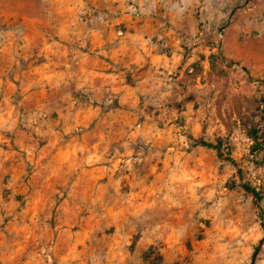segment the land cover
<instances>
[{"label":"rangeland","instance_id":"obj_1","mask_svg":"<svg viewBox=\"0 0 264 264\" xmlns=\"http://www.w3.org/2000/svg\"><path fill=\"white\" fill-rule=\"evenodd\" d=\"M127 36L181 59L124 100ZM0 264H264V0H0Z\"/></svg>","mask_w":264,"mask_h":264},{"label":"crops","instance_id":"obj_2","mask_svg":"<svg viewBox=\"0 0 264 264\" xmlns=\"http://www.w3.org/2000/svg\"><path fill=\"white\" fill-rule=\"evenodd\" d=\"M124 21L128 22V19ZM147 28V26L142 27L143 30H147ZM127 37L121 41H115L114 37H109L106 41L108 48L103 47V52L91 55L94 59L98 60V65L108 69L106 72L97 73L98 76L104 78L105 88L112 91L124 90L126 93L123 96L124 100H127V93L137 96L144 90H150L156 84L165 83L168 74L165 73L166 75L164 76L166 77L160 76V73H158L159 67L163 66L166 70H173L175 64L178 65L181 59L178 43L175 46L177 52H174L173 58L170 59L165 57L160 48L151 42L150 39L140 36ZM99 55L110 58L112 61H105ZM74 58L77 59L79 57L76 54ZM171 60L172 63H170ZM159 62H162V65L158 66ZM127 72H130L134 84L127 83ZM174 74L177 75L176 72ZM182 77L181 72L174 80H182Z\"/></svg>","mask_w":264,"mask_h":264},{"label":"trees","instance_id":"obj_3","mask_svg":"<svg viewBox=\"0 0 264 264\" xmlns=\"http://www.w3.org/2000/svg\"><path fill=\"white\" fill-rule=\"evenodd\" d=\"M212 50H213V47H212ZM210 62H214L215 60V57H216V53L215 52H212L210 55ZM256 132V130H255ZM201 144L205 145V146H208L210 148H213L217 151V154L219 157L221 158H225L227 159L228 161L232 162L233 164H236V161L233 159V157L231 156H226L223 151L221 150V147L220 145H217L215 143H212V142H207V141H201ZM243 188L250 194H252L254 197H256L258 200L261 199V195L260 193L257 191V189L253 186H251L250 184L248 183H244L243 184ZM259 253V246L256 248L254 254H253V262H255L256 258H257V255Z\"/></svg>","mask_w":264,"mask_h":264}]
</instances>
